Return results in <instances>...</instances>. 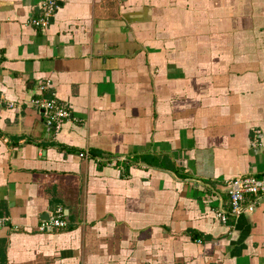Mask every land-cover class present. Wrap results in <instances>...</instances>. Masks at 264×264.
<instances>
[{"label": "crops", "instance_id": "obj_1", "mask_svg": "<svg viewBox=\"0 0 264 264\" xmlns=\"http://www.w3.org/2000/svg\"><path fill=\"white\" fill-rule=\"evenodd\" d=\"M245 175L264 0H0V264H264L262 206L231 212Z\"/></svg>", "mask_w": 264, "mask_h": 264}, {"label": "built area", "instance_id": "obj_2", "mask_svg": "<svg viewBox=\"0 0 264 264\" xmlns=\"http://www.w3.org/2000/svg\"><path fill=\"white\" fill-rule=\"evenodd\" d=\"M43 8L45 10V17L42 19H33V24L41 26L47 25L48 17L53 9L51 8V4L45 5ZM48 86L49 84L43 88ZM35 103L48 113V122L55 125L57 130L61 127L62 120L70 116L67 106L56 98H39L35 100ZM230 183L231 189L229 190V198L231 212L233 214H240L247 210L253 211L258 206H262L264 213V181L259 180L253 175H245L234 178ZM61 212V209L58 210V214L51 219L50 225L52 227H66L67 222L63 219ZM218 217L222 220H226V215L222 211L218 212ZM1 225L2 220H0V226Z\"/></svg>", "mask_w": 264, "mask_h": 264}, {"label": "trees", "instance_id": "obj_3", "mask_svg": "<svg viewBox=\"0 0 264 264\" xmlns=\"http://www.w3.org/2000/svg\"><path fill=\"white\" fill-rule=\"evenodd\" d=\"M150 157L151 158H154L155 156H153V155H150ZM148 164L149 165H154L153 163H152V161H148ZM165 169H168L169 171H171V172H173L175 175H177V176H181V174H180V169L177 167V166H174V167H172V166H169V167H164ZM64 228H66V227H64ZM64 228H59V229H64Z\"/></svg>", "mask_w": 264, "mask_h": 264}]
</instances>
